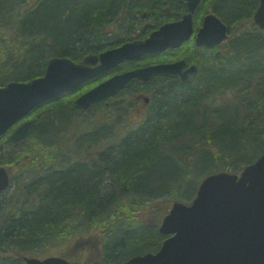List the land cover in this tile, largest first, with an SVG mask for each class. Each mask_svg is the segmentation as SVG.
<instances>
[{"label":"trees","instance_id":"1","mask_svg":"<svg viewBox=\"0 0 264 264\" xmlns=\"http://www.w3.org/2000/svg\"><path fill=\"white\" fill-rule=\"evenodd\" d=\"M257 4L200 1L196 12L212 8L230 37L224 52L193 43L182 48L178 56L197 65L189 80L157 74L132 82L93 103L86 111L95 115L72 126L85 112L74 99L98 76L33 109L24 140L0 137V164L11 170L13 187L6 198L0 194V264L63 248L75 264H121L154 252L165 235L141 212L154 211L162 198L158 213L165 214L168 204L190 201L206 174L238 172L264 151V30L251 23ZM184 9L178 0H0V86L42 75L52 56L80 62L142 37ZM242 23L251 26L233 32ZM137 92L149 103L121 133L136 105L128 97Z\"/></svg>","mask_w":264,"mask_h":264},{"label":"water","instance_id":"2","mask_svg":"<svg viewBox=\"0 0 264 264\" xmlns=\"http://www.w3.org/2000/svg\"><path fill=\"white\" fill-rule=\"evenodd\" d=\"M200 1L185 0L187 12L180 19L163 23L145 39L86 55L82 62L54 56L47 61L43 75L27 81L12 80L0 86V135L35 106L78 87L124 60L180 46L193 31L192 13ZM253 18L264 28V0H259ZM226 31L219 17L207 14L196 33L195 43L219 44L226 38ZM183 64V60H178L116 73L81 93L74 103L87 109L131 79L148 81L156 73L178 74L185 80L196 66L182 70ZM30 124L31 121L21 123L12 131L10 139H24ZM8 184L9 172L0 166V191ZM158 230L168 235L158 251L134 255L122 264H264V151L239 174L218 172L206 176L191 203H172ZM24 261L25 264H70L61 256L24 257Z\"/></svg>","mask_w":264,"mask_h":264},{"label":"rangeland","instance_id":"3","mask_svg":"<svg viewBox=\"0 0 264 264\" xmlns=\"http://www.w3.org/2000/svg\"><path fill=\"white\" fill-rule=\"evenodd\" d=\"M209 12V11H212V8H210L209 7V9L207 8V9H205V8H201L198 12H196L195 13V18H201L206 12ZM252 21V20H251ZM136 22H138V21H136ZM197 22V21H196ZM117 23L119 24H122V27H125V24H126V22L122 19V18H118V20H117ZM144 23V21L142 22V24ZM136 24H138V23H136ZM112 25V27H115V23L113 22V24H111ZM251 26V23H242L241 25H237V26H235L234 28H233V32H235V31H242V30H245L246 28H248V27H250ZM138 27H140V29H142V25L140 26V24H139V26ZM133 33H134V31H133ZM137 34V33H136ZM226 43H222L221 44V46L218 48V50L220 51V52H224V50L226 49L225 47H226V45H225ZM153 60L154 58H150V60ZM149 60L148 59H145V60H141V61H139L138 63L139 64H145V63H147ZM151 62V61H150ZM121 69V68H120ZM120 69H117V70H115L114 72H118ZM133 99V98H132ZM131 99V100H132ZM64 100V99H63ZM134 100V99H133ZM136 113H137V109L135 110H130L129 112H127L126 114H125V120H127V123L125 124V126H121L120 128H119V130H120V132L122 133V132H124L126 129H128V123L131 125V126H133L134 124H135V120L133 119V118H137L136 117ZM77 116L75 117V121H73L72 122V126H74V125H76V124H80V122H83V123H81V124H84L85 123V120H87V119H89L90 117L92 118L95 114H93V111L90 113V111H85V112H80L79 111V113H77L76 114ZM112 115V117L114 116V113H112L111 114ZM72 117H74V116H71V118ZM72 120H73V118H72ZM123 124V123H122ZM12 190H13V187H11V188H9L6 192L7 193H5V192H3V194H1V196H4L5 198H6V195L7 194H10L11 192H12ZM161 200H163L162 198L160 199L159 198V200H158V202H156V203H158V204H156V206L159 208L160 207V205H162L161 203H159ZM169 204H168V208H169ZM158 208H155V210L154 211H151V212H149L150 210V208H147L146 210H144L145 212H141L140 214H139V216L141 217V218H144L145 220H146V222L148 221V222H151V223H153V224H156V226L158 225V223L161 221V219L163 218V213H158ZM165 209V208H164ZM165 211V210H164ZM166 211H167V208H166ZM147 212V213H146ZM149 212V213H148ZM158 213V214H157ZM147 214V215H146ZM155 214H157V215H155ZM65 248H63V249H60V250H58V249H56V250H53L51 253H48V254H46V255H53V256H58V255H64V256H67V255H65L64 253H63V250H64ZM71 255H73V257H77L78 256V253L77 252H71ZM76 261V260H75ZM96 261V260H95ZM98 261V260H97ZM78 263V262H77ZM79 263H81V262H79Z\"/></svg>","mask_w":264,"mask_h":264},{"label":"flooded vegetation","instance_id":"4","mask_svg":"<svg viewBox=\"0 0 264 264\" xmlns=\"http://www.w3.org/2000/svg\"><path fill=\"white\" fill-rule=\"evenodd\" d=\"M192 39H193V38H192ZM181 47H182V46H181ZM181 47H180V48H181ZM177 50H178V49H177ZM179 50H180V49H179ZM179 59H180V58H179ZM174 60H177V59H174ZM174 60H171V61H174ZM192 63H193V62H190L189 64L186 63V64L184 65L183 69H185L186 67H188V65H190V64H192ZM192 75H193V74H190L189 77H188V79H186V81L189 80V78H190ZM172 76H174V77H176L177 79H179V77H178L177 75H172ZM179 80H180V79H179ZM138 93H140V92H137V94H138ZM138 101L141 103L140 100H138ZM142 107L144 108L143 105H142Z\"/></svg>","mask_w":264,"mask_h":264}]
</instances>
